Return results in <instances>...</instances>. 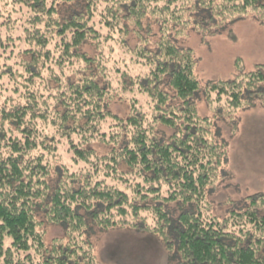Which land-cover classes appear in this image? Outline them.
<instances>
[{"label": "trees", "instance_id": "16d2710c", "mask_svg": "<svg viewBox=\"0 0 264 264\" xmlns=\"http://www.w3.org/2000/svg\"><path fill=\"white\" fill-rule=\"evenodd\" d=\"M251 12L264 23V0H0V264H103L90 228L126 225L159 235L175 264H264V194L224 216L208 199L228 161L217 120L235 129L238 110L264 105V64L203 88L166 27L216 16L222 31ZM117 49L139 68L106 59ZM47 224L65 235L48 241Z\"/></svg>", "mask_w": 264, "mask_h": 264}, {"label": "rangeland", "instance_id": "374dc122", "mask_svg": "<svg viewBox=\"0 0 264 264\" xmlns=\"http://www.w3.org/2000/svg\"><path fill=\"white\" fill-rule=\"evenodd\" d=\"M254 14L258 13L251 12L246 17L228 19L229 26L222 31L216 30L223 23L216 16L213 20L203 17L207 25L204 23L205 26L198 29L190 24L184 30L183 26L178 25L176 30L173 22L167 24L166 27H169L167 32L172 31V38L176 31H181L177 39L175 38L177 45L192 48L197 58L195 73L201 87L204 88L210 80L233 79L237 75L254 70L258 64H264V23ZM193 16L202 19L196 13ZM183 19H189L192 23L194 21L192 11L185 13ZM179 20L178 22H181V18ZM152 28L154 30L152 36L151 32H147L151 39L148 46L156 48L162 33L158 24ZM122 37L123 35L118 38ZM111 44L119 47L116 41ZM117 51L119 54H106V59H117L118 68L127 65L139 68L138 64L133 63L132 55L126 51L123 54H120L121 51L118 49ZM203 97L202 92H199L196 99L200 114L213 115ZM111 108L119 114L125 115L128 112V105L121 101H114ZM236 116L238 126L235 129L230 123L217 120L224 138L229 142L228 161L220 167L222 177H217L208 197L212 202V211L218 216L226 215L233 203L235 205L241 203L238 201L240 199L264 194V105L257 103L241 108L236 112ZM166 130L168 133L171 132L170 129ZM47 231L48 241L65 235L61 225L47 224ZM90 231L92 251L103 264L176 262L174 250L150 230L126 225L106 229L92 226Z\"/></svg>", "mask_w": 264, "mask_h": 264}]
</instances>
